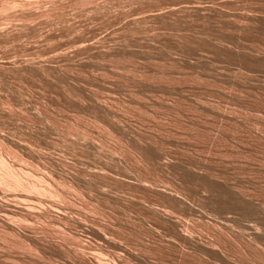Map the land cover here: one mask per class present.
<instances>
[{
    "label": "rangeland",
    "instance_id": "rangeland-1",
    "mask_svg": "<svg viewBox=\"0 0 264 264\" xmlns=\"http://www.w3.org/2000/svg\"><path fill=\"white\" fill-rule=\"evenodd\" d=\"M263 57L264 0H0V148L65 191L0 264H264Z\"/></svg>",
    "mask_w": 264,
    "mask_h": 264
},
{
    "label": "bare ground",
    "instance_id": "bare-ground-1",
    "mask_svg": "<svg viewBox=\"0 0 264 264\" xmlns=\"http://www.w3.org/2000/svg\"><path fill=\"white\" fill-rule=\"evenodd\" d=\"M174 9V8H173ZM171 11V10H170ZM158 14V13H157ZM249 56V55H248ZM252 58V57H251ZM264 58V57H263ZM263 61V60H262ZM35 62V61H34ZM38 63H40L39 61H36ZM15 63V62H14ZM13 62L10 63V60L8 61H0V69L1 68H7L10 64H14ZM26 63V64H25ZM21 63V64H25L26 68H30L31 66H33L35 70H40L41 69V63L40 64H36L31 62L30 63ZM16 64V63H15ZM25 65L23 67H25ZM16 66V65H15ZM20 66V64L18 65ZM10 67V66H9ZM36 67V68H35ZM43 67V65H42ZM14 68V67H13ZM40 68V69H39ZM44 68V67H43ZM31 69V68H30ZM42 70V69H41ZM1 72V71H0ZM1 76V75H0ZM6 101V100H5ZM10 102H7L10 105H8L7 103V108L10 106V109L12 106L11 100H9ZM3 102V101H2ZM5 103V102H4ZM3 103V104H4ZM5 103V104H6ZM2 104V103H1ZM0 104V108L2 109ZM2 104V105H3ZM14 105V104H13ZM6 107V106H3ZM10 109H4V111H7L9 113ZM13 109V108H12ZM11 109V110H12ZM9 110V111H8ZM2 111V110H1ZM3 112V111H2ZM5 112V113H7ZM12 112V111H11ZM3 113V114H5ZM7 113V114H8ZM6 115V114H5ZM11 116V115H10ZM12 119V117H10ZM14 118V117H13ZM9 119V118H8ZM10 120V119H9ZM1 129V128H0ZM2 131V130H1ZM4 132V131H3ZM2 132V134H3ZM8 135V134H7ZM1 136V134H0ZM9 138V136H8ZM13 140V138H12ZM19 140V139H18ZM1 141V140H0ZM20 141V140H19ZM18 141V142H19ZM8 143V142H7ZM14 143V142H13ZM15 144V143H14ZM21 144V142H20ZM24 144V143H23ZM8 146V144H7ZM6 146V147H7ZM10 146V145H9ZM18 146V145H16ZM26 146V145H25ZM3 147V146H2ZM16 148V147H15ZM1 149V148H0ZM13 149V148H12ZM18 149V148H17ZM15 149V150H17ZM20 149V148H19ZM3 149L0 150V224L1 227H4L7 231H10L12 234H21L22 233H26V231H30L31 228L34 227V222L35 220L38 219V217L44 216L48 213H51L50 210H56V212H62L61 210H64L62 207V204L57 203V201L55 202H51L48 204L47 201V196L48 198H52L53 196L56 198H58L59 196L62 198H65L63 196H65V191H61V190H47L48 187L47 185L51 181V175L48 176V174H45L47 171H45V173L43 172H31L30 170H23L24 168H18L15 164H12V159L10 160L9 155L7 157V155L5 156V153L2 152ZM4 151V150H3ZM11 152V151H10ZM13 152V151H12ZM16 154V153H15ZM14 154V156H15ZM12 157V156H11ZM39 157V156H38ZM14 158V157H13ZM18 158V157H17ZM16 161V160H15ZM23 161V160H22ZM15 163V162H14ZM18 163V162H17ZM20 164V163H19ZM15 165V166H14ZM16 167V168H15ZM29 169V168H27ZM48 173V172H47ZM60 174V173H59ZM53 175V174H52ZM59 176V175H58ZM62 176H64L62 174ZM67 174L65 175L66 178ZM55 179V178H54ZM63 179V177H62ZM53 180V179H52ZM60 180V179H59ZM65 181H67L66 179H64ZM56 182V181H55ZM63 182V181H62ZM68 182V181H67ZM69 183V182H68ZM52 184V183H51ZM51 184L48 185L51 187ZM64 183H62L63 185ZM66 184V183H65ZM54 186V185H53ZM68 186V185H67ZM70 187V186H69ZM5 189V190H3ZM62 189V188H61ZM74 189V188H73ZM53 197V198H54ZM52 198V199H53ZM51 199V200H52ZM59 199V198H58ZM57 199V200H58ZM59 201V200H58ZM66 212V211H64ZM59 214V213H58ZM64 214V213H62ZM60 215V214H59ZM68 215V214H67ZM48 216V215H47ZM164 216V215H163ZM62 217V216H61ZM65 217V216H64ZM170 217V216H169ZM50 218V217H49ZM69 218V217H68ZM71 219V218H70ZM50 220V219H49ZM48 220V221H49ZM54 220V219H53ZM51 221V220H50ZM66 221V220H65ZM40 222V221H39ZM175 222V221H173ZM41 223V222H40ZM46 223V222H44ZM42 224V223H41ZM47 225V224H46ZM45 227V226H44ZM36 228V227H35ZM42 229V228H41ZM46 229V228H45ZM5 230V231H6ZM179 230V229H178ZM177 230V231H178ZM42 231V230H41ZM176 231V232H177ZM9 232V233H10ZM33 232V231H32ZM42 233V232H41ZM47 233V232H46ZM51 233V232H50ZM54 233V232H53ZM11 234V235H12ZM33 234V233H32ZM38 234V233H37ZM36 234V235H37ZM40 234V232H39ZM64 234V233H63ZM67 234V233H66ZM8 235V234H7ZM58 235V234H57ZM13 236V235H12ZM177 236V235H176ZM185 236V235H184ZM46 237V236H45ZM51 237V236H50ZM179 237V236H178ZM188 238L190 240H192L193 237H191V235H187L185 236V238ZM175 238V237H174ZM31 239V238H30ZM37 239V238H36ZM35 239V240H36ZM178 239V238H177ZM29 240V239H28ZM33 240V239H32ZM189 240V241H190ZM61 241V239H60ZM187 241V240H186ZM33 242V241H32ZM37 242V241H36ZM35 242V243H36ZM44 242V241H43ZM5 244V243H4ZM48 244V241H47ZM54 245V244H53ZM62 245V244H61ZM197 245V244H196ZM195 245V246H196ZM32 246H35L34 244ZM44 246V245H43ZM198 246V245H197ZM30 247V245L28 246ZM36 247V246H35ZM54 247V246H53ZM56 247V246H55ZM60 247V246H59ZM211 247V246H210ZM52 248V247H50ZM79 248V247H78ZM196 248V247H195ZM29 249V248H28ZM31 249V248H30ZM49 249V248H48ZM58 249V248H57ZM207 249V248H206ZM67 250V249H66ZM64 249V251H66ZM79 250V249H78ZM31 251V250H30ZM34 251V250H33ZM45 251V250H43ZM43 251L42 254H43ZM48 251V250H47ZM81 251V250H80ZM37 252V251H36ZM40 252V251H39ZM52 252V251H51ZM61 252V251H60ZM67 252V251H66ZM75 252V251H74ZM34 253V252H33ZM65 253V252H64ZM38 254V253H37ZM54 254V253H53ZM61 254V253H60ZM68 254V253H67ZM76 254V253H75ZM80 254V253H79ZM27 255V252H26ZM32 256H35L34 254ZM38 256V255H37ZM45 256V255H44ZM51 256V255H50ZM61 256V255H60ZM30 257V256H28ZM46 257V256H45ZM48 257V256H47ZM68 257V256H66ZM20 258V257H19ZM27 258V257H25ZM36 258V257H35ZM74 258V257H73ZM82 258V257H81ZM90 258V257H89ZM88 258V259H89ZM94 258V257H92ZM38 259V257L36 258ZM52 259V258H51ZM76 259V258H75ZM84 259V258H83ZM82 259V260H83ZM98 259V258H95ZM48 260V259H47ZM77 260V259H76ZM80 260V259H79ZM81 260V261H82ZM12 261V260H11ZM18 261V260H17ZM33 261V260H32ZM75 261V260H74ZM92 261V260H91ZM13 262V261H12ZM15 262V261H14ZM30 262V261H29ZM75 263V262H74ZM88 263V262H87ZM109 263V262H108ZM13 264V263H12ZM80 264V263H79ZM95 264V261H94ZM97 264H106L103 261H97ZM114 264V263H113Z\"/></svg>",
    "mask_w": 264,
    "mask_h": 264
}]
</instances>
